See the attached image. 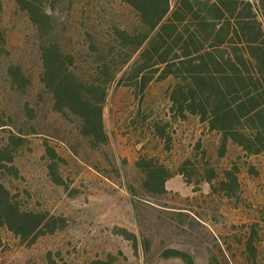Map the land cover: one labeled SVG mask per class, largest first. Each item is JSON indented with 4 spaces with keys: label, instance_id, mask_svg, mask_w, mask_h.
<instances>
[{
    "label": "rangeland",
    "instance_id": "obj_1",
    "mask_svg": "<svg viewBox=\"0 0 264 264\" xmlns=\"http://www.w3.org/2000/svg\"><path fill=\"white\" fill-rule=\"evenodd\" d=\"M45 2L61 18L66 50L89 74L94 72V35L99 31L109 44L113 20L136 25L115 0ZM177 83L156 80L141 95L125 83L113 84L104 106L110 140L94 148L80 121L57 113L36 82L37 114L15 159L19 173L5 170L0 184L22 210L42 214L45 222L36 240L23 241L0 227V264H189L191 259L194 264H264L263 222L256 226V261H248L243 245L264 207V160L234 146L222 157L218 139L198 118H177L170 100ZM9 103L17 105L13 98ZM10 124L0 129V148L18 132ZM142 159L173 174L167 194L145 186L137 165ZM233 167L241 170V185L232 199L221 185ZM209 168L218 174L215 189L203 180Z\"/></svg>",
    "mask_w": 264,
    "mask_h": 264
},
{
    "label": "trees",
    "instance_id": "obj_2",
    "mask_svg": "<svg viewBox=\"0 0 264 264\" xmlns=\"http://www.w3.org/2000/svg\"><path fill=\"white\" fill-rule=\"evenodd\" d=\"M115 1L136 25L124 27L113 20L109 44L99 31L94 35V72L89 74L75 64L76 54L66 50L61 18L45 0H0V129L8 130L10 123L18 129L0 148V173H19L15 159L37 114L32 98L36 82L42 95L51 96L54 110L76 117L83 136L99 148L110 140L104 106L113 84L125 83L141 95L156 80H176L170 100L177 118H198L218 139L222 157L234 146L249 158L264 160V0ZM98 7L103 9L101 3ZM11 98L17 105H10ZM137 165L149 190L168 193L171 172L143 159ZM180 173L189 175L186 168ZM240 173L237 167L225 171L221 191L229 198L238 197ZM217 177L216 169L209 168L203 180L215 189ZM44 222L42 214L22 210L0 184V227L23 241L36 240ZM262 222L264 207L243 244L250 262L257 260L256 226ZM188 263L194 264L192 259Z\"/></svg>",
    "mask_w": 264,
    "mask_h": 264
}]
</instances>
